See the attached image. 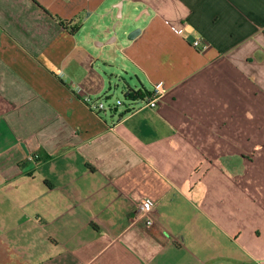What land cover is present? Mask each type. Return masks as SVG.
Returning a JSON list of instances; mask_svg holds the SVG:
<instances>
[{
  "label": "crops",
  "instance_id": "0c3cea01",
  "mask_svg": "<svg viewBox=\"0 0 264 264\" xmlns=\"http://www.w3.org/2000/svg\"><path fill=\"white\" fill-rule=\"evenodd\" d=\"M108 1L0 0V264H264V0H123L119 60L72 32ZM130 67L156 108L73 90Z\"/></svg>",
  "mask_w": 264,
  "mask_h": 264
},
{
  "label": "rangeland",
  "instance_id": "374dc122",
  "mask_svg": "<svg viewBox=\"0 0 264 264\" xmlns=\"http://www.w3.org/2000/svg\"><path fill=\"white\" fill-rule=\"evenodd\" d=\"M123 0H109L106 9L103 8L98 14L90 19H87L86 12H83V17H77L76 24L81 27L79 33L83 40L87 42L89 39L93 44L95 42H108L115 38L113 44L106 45L107 51L112 56H115L117 60L123 55L120 51V46L127 43L128 35L138 28V25L142 22L140 16L144 9H139L138 4L125 1L121 11L114 7L119 5ZM111 10V11H109ZM139 10V11H138ZM109 11V12H108ZM116 45V47L114 46ZM116 48V49H115ZM126 69L128 74H122V78H112V90L110 92V99L108 102L114 103L118 100H125L124 95V80L126 85L132 88H139L141 86L140 80L143 81V77L140 72L130 67Z\"/></svg>",
  "mask_w": 264,
  "mask_h": 264
},
{
  "label": "built area",
  "instance_id": "2783aa9c",
  "mask_svg": "<svg viewBox=\"0 0 264 264\" xmlns=\"http://www.w3.org/2000/svg\"><path fill=\"white\" fill-rule=\"evenodd\" d=\"M193 47H195L200 52H205L209 49V44L203 42L200 39H196L192 42ZM75 94L81 96L82 101L89 107L91 111L95 112H115L120 107H125V113H134L144 108H156L161 99L166 95V91L160 85H155L151 90V95L145 99H135V98H125V100H118L114 103L108 102L110 97H103L100 99H93L88 95H84L81 87L76 86L74 89ZM159 203L148 199H143L138 205V220H144L148 227L152 226L154 223V212L156 211Z\"/></svg>",
  "mask_w": 264,
  "mask_h": 264
},
{
  "label": "trees",
  "instance_id": "16d2710c",
  "mask_svg": "<svg viewBox=\"0 0 264 264\" xmlns=\"http://www.w3.org/2000/svg\"><path fill=\"white\" fill-rule=\"evenodd\" d=\"M59 24L63 27H67L71 24V21H68L66 19L58 18L57 19ZM80 30V26H74L72 28V32H78ZM151 95V91H148L145 87H140L138 89L127 87L125 98H135V99H145L146 97H149Z\"/></svg>",
  "mask_w": 264,
  "mask_h": 264
},
{
  "label": "water",
  "instance_id": "95a60500",
  "mask_svg": "<svg viewBox=\"0 0 264 264\" xmlns=\"http://www.w3.org/2000/svg\"><path fill=\"white\" fill-rule=\"evenodd\" d=\"M124 1L120 2L119 5H117V8L121 11L122 9V5H123ZM142 29L140 27L136 28L135 30H133L129 35H128V40L132 41L134 40L137 36H139L141 34ZM115 41V38L111 39L110 41L107 42L106 45H110L113 44ZM128 85H126L125 81H124V88L125 90L127 89Z\"/></svg>",
  "mask_w": 264,
  "mask_h": 264
}]
</instances>
